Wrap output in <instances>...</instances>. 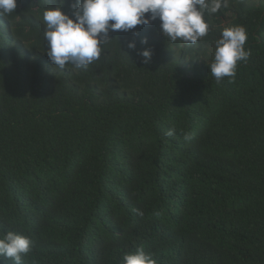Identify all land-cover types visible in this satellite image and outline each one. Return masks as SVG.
<instances>
[{"label":"trees","instance_id":"16d2710c","mask_svg":"<svg viewBox=\"0 0 264 264\" xmlns=\"http://www.w3.org/2000/svg\"><path fill=\"white\" fill-rule=\"evenodd\" d=\"M58 3L0 17V237L33 242L25 264H123L141 247L157 264H264V0H228L195 44L159 20L112 32L87 70L46 55L42 12ZM234 25L251 55L217 83Z\"/></svg>","mask_w":264,"mask_h":264},{"label":"clouds","instance_id":"9594fccd","mask_svg":"<svg viewBox=\"0 0 264 264\" xmlns=\"http://www.w3.org/2000/svg\"><path fill=\"white\" fill-rule=\"evenodd\" d=\"M65 2L59 0L55 7L42 12L46 55L51 64L60 69L71 64L84 70L100 58L104 45L113 39L110 36L112 32H128L159 20L164 37L172 42L181 40L195 44L208 34L210 24L206 22V15H214L222 7L229 6L228 0H70V18L62 10ZM16 6L17 0H0V17L12 14ZM133 34L138 35L136 32ZM247 38V31L241 25L222 28L220 38L215 42L213 61L208 66L217 83L225 77L231 82L238 62L247 61L251 55L250 50L244 47ZM140 43L147 45V38L141 39ZM127 47L136 50L135 42H129ZM137 54L142 58L141 62L147 64L151 60L152 49L146 47ZM173 134V129L166 132L167 136ZM184 139L189 140L191 136L186 134ZM133 241L129 237L126 247ZM32 248L33 242L27 236L8 232L0 237V264L6 260L25 264L23 257ZM123 264H157V261L141 247L134 254H125Z\"/></svg>","mask_w":264,"mask_h":264}]
</instances>
